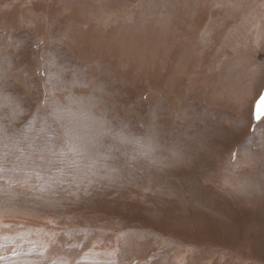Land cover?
<instances>
[{
	"label": "rangeland",
	"instance_id": "rangeland-1",
	"mask_svg": "<svg viewBox=\"0 0 264 264\" xmlns=\"http://www.w3.org/2000/svg\"><path fill=\"white\" fill-rule=\"evenodd\" d=\"M262 95L264 0H0V264H264Z\"/></svg>",
	"mask_w": 264,
	"mask_h": 264
},
{
	"label": "bare ground",
	"instance_id": "bare-ground-1",
	"mask_svg": "<svg viewBox=\"0 0 264 264\" xmlns=\"http://www.w3.org/2000/svg\"><path fill=\"white\" fill-rule=\"evenodd\" d=\"M178 151H179V149H178ZM183 153H179V155L180 156H182L183 157V159L185 160V161H188V160H191V159H194V158H192L191 157V155H190V153H186L185 151H183V150H181ZM182 161L183 163H185V164H187L185 161ZM193 162H194V160H192L191 161V165L190 164H187V165H184L185 167L186 166H189V167H194L193 166ZM197 165V164H196ZM207 165V164H206ZM184 166H181L180 168H179V171L183 168L184 169ZM204 166V165H203ZM198 167V166H197ZM204 167H207V166H204ZM226 167H231V166H226ZM226 167H225V170H226ZM200 168V167H199ZM189 169V168H188ZM194 170V169H193ZM229 170V175L230 174H232V172H233V170H232V168H230V169H228ZM195 171V170H194ZM197 171V170H196ZM188 172V171H187ZM194 172H192V170H191V172L190 173H188V179H189V177H191V176H193L194 174H193ZM196 174V173H195ZM185 175V174H184ZM251 175L252 174H250V175H244V176H242V177H240V179H234V184L235 183H240V184H247V185H250V186H257V185H259V182L257 181V179H256V177L254 178V177H251ZM254 176H256V175H254ZM196 178V177H195ZM180 180H185V179H181V178H179ZM201 178H199V179H197L199 182L202 180H200ZM176 180V179H175ZM233 180V179H232ZM188 183H189V181H188ZM197 183V182H196ZM221 183V182H220ZM147 184V183H146ZM215 185H216V183H215ZM174 186V185H173ZM214 186V185H213ZM215 187V186H214ZM219 186H216V188H218ZM260 187V186H259ZM215 188V189H216ZM191 189V188H190ZM256 189V188H255ZM125 193H127V192H125ZM128 194H130L129 192H128ZM182 196H183V194H182ZM189 196V195H188ZM140 198H142L143 199V197L140 195L139 196ZM139 198V199H140ZM195 198V197H194ZM141 199V200H142ZM182 200H183V198H182ZM184 201V200H183ZM198 201V200H197ZM174 203V202H173ZM202 204H204V202H201ZM208 203V202H207ZM213 203V202H212ZM192 204V203H191ZM200 204V203H199ZM216 204V203H215ZM193 205V204H192ZM204 206H205V204H204ZM195 207H196V205H195ZM202 208V207H201ZM183 209L184 208H182V211H183ZM190 210V209H189ZM194 210V209H193ZM185 212V211H184ZM194 216V215H193ZM196 216V215H195ZM193 218V217H192ZM176 221H178V222H180V223H182L183 221L182 220H179V219H175ZM198 221V220H197ZM185 226V225H184ZM184 226H183V228H184ZM258 229V228H257ZM176 230V229H175ZM178 230V229H177ZM180 230V229H179ZM246 237V236H245ZM246 239V238H245ZM211 246H213V245H211ZM214 247V246H213ZM216 247H218V246H215V248ZM219 248V247H218ZM220 249L222 250V248L220 247Z\"/></svg>",
	"mask_w": 264,
	"mask_h": 264
},
{
	"label": "snow or ice",
	"instance_id": "snow-or-ice-1",
	"mask_svg": "<svg viewBox=\"0 0 264 264\" xmlns=\"http://www.w3.org/2000/svg\"><path fill=\"white\" fill-rule=\"evenodd\" d=\"M256 118L257 120L264 119V95L259 98L256 105Z\"/></svg>",
	"mask_w": 264,
	"mask_h": 264
},
{
	"label": "crops",
	"instance_id": "crops-1",
	"mask_svg": "<svg viewBox=\"0 0 264 264\" xmlns=\"http://www.w3.org/2000/svg\"><path fill=\"white\" fill-rule=\"evenodd\" d=\"M2 172H3V170L0 169V173H2Z\"/></svg>",
	"mask_w": 264,
	"mask_h": 264
}]
</instances>
